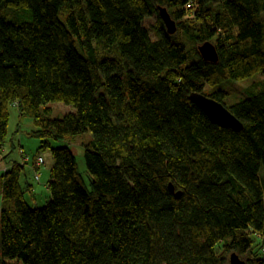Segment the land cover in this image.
<instances>
[{
  "label": "trees",
  "instance_id": "obj_1",
  "mask_svg": "<svg viewBox=\"0 0 264 264\" xmlns=\"http://www.w3.org/2000/svg\"><path fill=\"white\" fill-rule=\"evenodd\" d=\"M50 103L73 112L51 119ZM11 106L53 164L35 209L21 147L0 171V264H264V0H0L1 147ZM87 133L82 174L51 143Z\"/></svg>",
  "mask_w": 264,
  "mask_h": 264
},
{
  "label": "rangeland",
  "instance_id": "obj_2",
  "mask_svg": "<svg viewBox=\"0 0 264 264\" xmlns=\"http://www.w3.org/2000/svg\"><path fill=\"white\" fill-rule=\"evenodd\" d=\"M150 27L151 34H153V26L155 25V19L151 18L145 22ZM257 78V77H256ZM243 87L247 86V83L243 84ZM241 89H236L233 93L240 95ZM51 113L49 118H61L69 112H73L71 107L60 103H50ZM9 122L7 126V136L3 146H0V171L9 167L11 163H21V157L19 154V148L24 150V153L30 158V163L25 165L26 180L32 185V191L25 195L26 203L32 208H42L46 206L49 201L50 194L47 190V182L49 180V172L53 164L50 151L38 152L39 141L31 137V133L34 131L33 122L29 118L20 117L17 108L11 106L9 109ZM89 133L84 134L76 138L72 143L65 142H52L53 148L68 147L75 155L76 163L80 173L85 174V164L83 159V143L90 139ZM38 157L43 159V165L39 168V179L34 180V170L31 169V162ZM84 178L86 177L83 175ZM262 177L264 178V170L262 171ZM85 185L89 188V181L85 179Z\"/></svg>",
  "mask_w": 264,
  "mask_h": 264
},
{
  "label": "water",
  "instance_id": "obj_3",
  "mask_svg": "<svg viewBox=\"0 0 264 264\" xmlns=\"http://www.w3.org/2000/svg\"><path fill=\"white\" fill-rule=\"evenodd\" d=\"M159 13L160 19L162 20L167 33L173 35L176 31L174 21L171 19L166 9L160 8ZM198 50L204 61L212 63L217 62L218 56L216 49L210 42L204 43ZM190 98L212 123L221 128H228L236 132L242 130V124L224 107V105L209 99L202 94L194 93ZM170 191H172L171 186ZM229 264H244V261H242L237 255L232 254L229 258Z\"/></svg>",
  "mask_w": 264,
  "mask_h": 264
},
{
  "label": "built area",
  "instance_id": "obj_4",
  "mask_svg": "<svg viewBox=\"0 0 264 264\" xmlns=\"http://www.w3.org/2000/svg\"><path fill=\"white\" fill-rule=\"evenodd\" d=\"M263 254H264V250H263Z\"/></svg>",
  "mask_w": 264,
  "mask_h": 264
}]
</instances>
